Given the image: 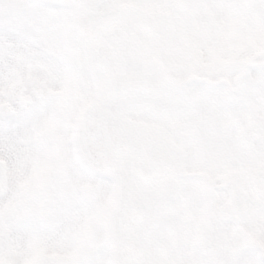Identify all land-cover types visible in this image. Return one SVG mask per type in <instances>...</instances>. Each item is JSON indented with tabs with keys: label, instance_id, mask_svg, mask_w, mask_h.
Here are the masks:
<instances>
[{
	"label": "snow or ice",
	"instance_id": "1",
	"mask_svg": "<svg viewBox=\"0 0 264 264\" xmlns=\"http://www.w3.org/2000/svg\"><path fill=\"white\" fill-rule=\"evenodd\" d=\"M0 264H264V0H0Z\"/></svg>",
	"mask_w": 264,
	"mask_h": 264
}]
</instances>
